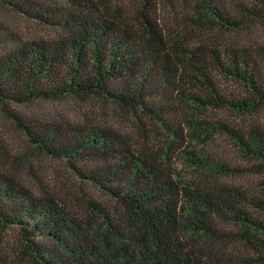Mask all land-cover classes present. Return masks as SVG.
Segmentation results:
<instances>
[{
    "label": "trees",
    "instance_id": "trees-1",
    "mask_svg": "<svg viewBox=\"0 0 264 264\" xmlns=\"http://www.w3.org/2000/svg\"><path fill=\"white\" fill-rule=\"evenodd\" d=\"M172 1L178 13L167 18L155 0H0L50 30L24 38L0 21V114L112 202L83 199L82 211H72L0 164V243L5 230L18 229L17 261L264 264L263 194L234 182L245 171L264 187V0ZM256 27L260 39L231 35ZM89 97L128 127L13 108ZM224 112L263 121L215 115ZM216 136L246 169L209 151Z\"/></svg>",
    "mask_w": 264,
    "mask_h": 264
},
{
    "label": "rangeland",
    "instance_id": "rangeland-1",
    "mask_svg": "<svg viewBox=\"0 0 264 264\" xmlns=\"http://www.w3.org/2000/svg\"><path fill=\"white\" fill-rule=\"evenodd\" d=\"M155 1L158 4L160 14L165 15L167 18L171 14L178 13V1ZM0 21L15 34H19L24 38L50 34V30L1 7ZM231 35L238 42H241V40L248 41L252 38L260 39L261 29L256 27L246 33L239 32ZM223 38H229V36L224 35L222 36ZM217 83L224 91H234V86L224 79L217 78ZM13 108L19 112L48 121L93 122L109 124L123 130L128 127V123L125 120L115 116L116 113L112 111L110 105L102 103L95 97H89L82 101L64 98L56 101L32 102L26 105L13 106ZM215 115L240 124L256 120L263 121L261 114L237 116L231 112H224L215 113ZM0 144V164L4 165V169L18 176L34 192H39L43 189L61 200L72 211H82L84 207L83 199H92L103 205L112 203L93 186L77 180L62 160L48 158L35 150L1 114ZM207 148L224 162L236 164L240 168L246 169L247 164L239 160L230 142L222 136L214 137L207 144ZM0 166L2 167V165ZM179 171L184 172L182 168ZM234 182L250 192H257L260 189L264 197V187L260 188L259 178L243 171ZM262 217L264 218V214ZM20 240L16 227L5 230L0 243V257L3 256V258H0V264H24L21 260L17 261V257L16 259L14 258L17 249H19ZM225 249L232 253L237 250L244 253V249L240 246L227 245Z\"/></svg>",
    "mask_w": 264,
    "mask_h": 264
}]
</instances>
